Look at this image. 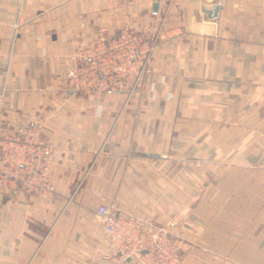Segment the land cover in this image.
<instances>
[{"label": "crops", "instance_id": "obj_1", "mask_svg": "<svg viewBox=\"0 0 264 264\" xmlns=\"http://www.w3.org/2000/svg\"><path fill=\"white\" fill-rule=\"evenodd\" d=\"M162 21L132 92L67 87L98 32ZM0 122L40 126L53 186H0V264H132L102 203L177 217L181 264H264V0H0Z\"/></svg>", "mask_w": 264, "mask_h": 264}, {"label": "built area", "instance_id": "obj_2", "mask_svg": "<svg viewBox=\"0 0 264 264\" xmlns=\"http://www.w3.org/2000/svg\"><path fill=\"white\" fill-rule=\"evenodd\" d=\"M163 21L155 28L136 29L127 24L118 32H98L89 45L72 54L75 60L67 71V87L75 91H105L137 88L144 74L152 71V58L158 46ZM129 79H132L129 83ZM0 122V186L25 184L45 191L51 183H38L36 175L46 176L52 160V146L38 139L40 126H8ZM6 168V169H5ZM103 222L107 240L132 264H181L188 242L174 229L179 219L164 223L130 213H117L113 205L99 204L96 210Z\"/></svg>", "mask_w": 264, "mask_h": 264}, {"label": "water", "instance_id": "obj_3", "mask_svg": "<svg viewBox=\"0 0 264 264\" xmlns=\"http://www.w3.org/2000/svg\"><path fill=\"white\" fill-rule=\"evenodd\" d=\"M157 6H158V2H155L154 3V8L156 9ZM203 9L208 14V16L210 18H215L219 14V5H215V6H212V7H204Z\"/></svg>", "mask_w": 264, "mask_h": 264}]
</instances>
